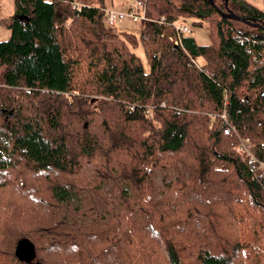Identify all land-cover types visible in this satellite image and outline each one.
Returning a JSON list of instances; mask_svg holds the SVG:
<instances>
[{
	"label": "trees",
	"instance_id": "1",
	"mask_svg": "<svg viewBox=\"0 0 264 264\" xmlns=\"http://www.w3.org/2000/svg\"><path fill=\"white\" fill-rule=\"evenodd\" d=\"M73 1L15 0L0 40V264H255L263 220L246 209L264 211V141L255 161L235 145L264 139L249 126L264 115V10L158 0L154 20L193 17L210 38L181 48L143 22L146 71L139 38L103 27L104 0ZM23 237L38 261L16 256Z\"/></svg>",
	"mask_w": 264,
	"mask_h": 264
},
{
	"label": "rangeland",
	"instance_id": "2",
	"mask_svg": "<svg viewBox=\"0 0 264 264\" xmlns=\"http://www.w3.org/2000/svg\"><path fill=\"white\" fill-rule=\"evenodd\" d=\"M76 1L81 3V4H89V5L93 4L96 6H99L101 4L100 0H76ZM136 1L137 0H104V4H105L106 8L125 9L129 5L134 4ZM247 1H249L251 4H253V5L264 10V0H247ZM155 2L160 3V1H158V0H151L148 4L150 7H154ZM14 13H15V0H0V40H5V39H8L10 37L11 31L8 27H6L5 22L7 20H9ZM176 18L180 19V20H184V22L191 25V27L193 29L192 36L195 37V39L197 40L198 43L204 44V43H207L209 41V38H210L209 29L207 28L206 24H204L203 26H198L199 24H197V22H196L197 19L193 18V17H186V16L178 15ZM102 21H104V20H102ZM71 24H72V22H71V20H69L65 25L67 27H70ZM102 25L105 28V30H107L109 32L133 33L140 40L142 23L127 20V21H124L123 23L117 24L114 28H109L105 24V22H102ZM239 29H246V28L239 27ZM135 52L142 59L145 70L149 71L150 70L149 59H148V56L146 54V50H145L144 45L142 44L141 40L139 42V46L137 48H135ZM197 62L199 63V65H202V64L206 63V60H204V58L199 57V58H197ZM1 71H2V67L0 66V72ZM84 81L88 82L90 80H89V78H85ZM73 93L76 95H80V93L77 91H75ZM261 94L264 95V91L261 92ZM245 96H247V99H249V100L250 99H252V100L256 99V98H254V95L251 93H246ZM86 97L91 99L92 102L104 101L107 99L103 95H101L100 93L87 95ZM208 105L212 106L213 104L209 101ZM6 109H7V112L8 111L9 112L11 111V113L17 112V108L16 109L15 108H6ZM261 113H264V111H262ZM7 114L9 117L10 116L9 113H7ZM222 117H221V119H223V121L226 122L224 120V118H222ZM260 122H263V126L258 129ZM221 125H222V123H221ZM249 126L256 127L259 130V132H262V129L264 128V115L260 114L258 117L252 118ZM238 135H239V133H238ZM238 138H239L238 143L235 145V149H237L243 157H245V155H247L251 158H252V155L255 157L254 153H256L258 142L264 141V139L263 140L262 139H255L254 137H252L250 135L243 136L242 134L239 135ZM242 142L247 143L249 145L250 150L245 151V152L243 150H241L240 146H241ZM248 145H244V147H248ZM242 152H244V153L242 154ZM255 160H257V158ZM255 163L256 164L254 165V176L257 177L259 175H264V163H260L259 161L255 162ZM19 171H22L21 172L22 175L27 172V170L25 168L20 169ZM27 175H30V174L27 173ZM160 177L163 178L164 175H161ZM6 182L7 181H5V183ZM7 183L9 186H11L14 182L12 181V178H10V180ZM159 183H160V179H159ZM246 210H250L252 212H255L256 215H259L261 217V219L263 220L262 225L264 228V211H263V209H261L260 207L259 208L247 207ZM263 245H264V239H263ZM259 251H260V254H259V257L256 260L255 264H264V246H263V249H261ZM3 261H4L3 264H8V258H3ZM33 261H38V258L36 257Z\"/></svg>",
	"mask_w": 264,
	"mask_h": 264
},
{
	"label": "built area",
	"instance_id": "3",
	"mask_svg": "<svg viewBox=\"0 0 264 264\" xmlns=\"http://www.w3.org/2000/svg\"><path fill=\"white\" fill-rule=\"evenodd\" d=\"M74 9L81 10L86 4H81L76 0L72 2ZM133 21V22H159L164 27L163 35L168 38V40L177 47L183 48L185 46L184 39L192 36L193 29L191 25L184 22L180 19H169L166 16H162L159 20H154L149 15V4L148 0H137L134 4L129 5L125 9H114V8H105L104 21L109 28H114L117 24L123 23L124 21ZM165 107L166 104L161 105ZM224 120H228L227 112L222 115ZM247 143L242 142L240 149L245 151L250 150ZM253 159H256L252 155Z\"/></svg>",
	"mask_w": 264,
	"mask_h": 264
},
{
	"label": "water",
	"instance_id": "4",
	"mask_svg": "<svg viewBox=\"0 0 264 264\" xmlns=\"http://www.w3.org/2000/svg\"><path fill=\"white\" fill-rule=\"evenodd\" d=\"M209 2L212 4H215L213 0H209ZM220 13L223 17L248 22L244 17L239 16L238 14L234 13L230 9H228L226 11H223L220 9ZM21 17L22 16H17V18H21ZM257 25H259V24H257ZM15 253H16V256L20 260L26 261L29 263L33 262V260L37 257L35 244L27 237H23L18 241Z\"/></svg>",
	"mask_w": 264,
	"mask_h": 264
},
{
	"label": "crops",
	"instance_id": "5",
	"mask_svg": "<svg viewBox=\"0 0 264 264\" xmlns=\"http://www.w3.org/2000/svg\"><path fill=\"white\" fill-rule=\"evenodd\" d=\"M197 41V40H196ZM200 44V43H199ZM205 44V43H204Z\"/></svg>",
	"mask_w": 264,
	"mask_h": 264
}]
</instances>
